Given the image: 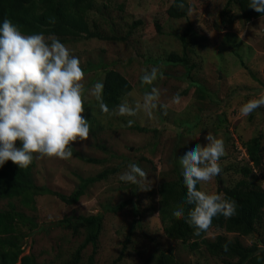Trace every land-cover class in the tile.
Returning <instances> with one entry per match:
<instances>
[{
    "label": "rangeland",
    "instance_id": "1",
    "mask_svg": "<svg viewBox=\"0 0 264 264\" xmlns=\"http://www.w3.org/2000/svg\"><path fill=\"white\" fill-rule=\"evenodd\" d=\"M97 1L99 5L108 4V0ZM187 1L190 7L196 6L197 11L188 14L196 32L190 40L196 44L190 46L191 60L188 61L195 65L194 70H190L192 81L184 76L185 69L179 64L144 63L149 56L162 59L181 50L176 36L184 30L186 20L168 17L166 9L172 0H111V6L93 11L99 18V33L125 37L132 31L126 41L62 40L72 54L80 58L85 71L86 107L82 115L90 120L91 131L87 140L71 142L73 158L36 159L35 181L37 185L69 194L79 183V177L95 176L105 169H116V172L91 185L73 206L65 205L55 196L37 197L35 211L23 210L34 217L36 224L31 231L24 229L28 232L21 240L24 254L34 253L39 263L52 261L58 250L62 254L58 263L70 258L83 237H74L70 230L56 223L65 216L103 213L96 248L87 246L82 251L80 264H88L93 254L94 264H144L147 257H156L161 250L172 253L178 262L221 264L203 250L193 252L166 237L158 213L156 191L161 182L180 172L178 156L182 148L197 142L206 144L208 132L224 140L225 155L220 159L221 175L199 182L200 190L208 194L222 192L243 178L242 173L234 171V167L238 169L247 164L242 141L259 133L264 138V107L248 116L240 113V106L247 100L264 95V16L243 22L234 9L231 15L236 18L228 22L227 16L220 17L227 0ZM120 4H123L122 10L112 9L113 5ZM134 21L141 23L131 28ZM154 66L160 68L163 78L152 84L142 82L140 77ZM106 68L116 70L132 85L131 92L122 102L142 103L144 94L155 86L160 89L158 107L151 111L141 109L135 117L101 115L96 97L87 90L103 79ZM200 84L210 97H200L201 93L196 92L195 85ZM177 93L179 100L174 99ZM130 119L134 122L128 125ZM134 126L145 131H137ZM192 127L194 130L190 131ZM179 135L181 139H178ZM15 143L21 146L20 141ZM85 158L101 159L103 163H90ZM133 161L153 181L149 190L143 191V185H131L119 179V174ZM247 180L264 188V170L261 173L254 171ZM122 203L126 204L119 207ZM109 207H118L117 212L109 211ZM0 208H7L6 201H0ZM137 220L141 225L135 227ZM216 234L215 230H208L206 236L212 239ZM258 240L264 242V214L261 223L256 225V234L240 237L246 246ZM123 246L125 250H122Z\"/></svg>",
    "mask_w": 264,
    "mask_h": 264
},
{
    "label": "trees",
    "instance_id": "2",
    "mask_svg": "<svg viewBox=\"0 0 264 264\" xmlns=\"http://www.w3.org/2000/svg\"><path fill=\"white\" fill-rule=\"evenodd\" d=\"M177 2L172 0L166 9V13L172 19L186 20L184 30L176 36L181 45L180 52L171 53L162 59H154L149 56L144 63L179 64L185 69L184 76L191 80L190 70H194L195 65L188 64V61L191 60L189 57L190 52H192L190 46L196 44L190 42L195 31L188 20L187 8L190 7L188 1L184 0V9L177 7ZM109 4L111 6V0H108V4L103 3L101 5L97 0H0V21L9 18L19 27L22 34L43 33L46 37L54 34L61 41L89 38L126 41L132 31L127 32L125 37L116 35L108 37L98 31L99 18L93 11H98L101 7H109ZM249 5L250 0H227L220 12V17L227 16L228 22L232 21L233 18H236L235 15H231V11L234 9L239 12L237 16L243 22H250L264 16V13L256 12ZM114 8L122 10L123 4L117 7L113 5L112 9ZM140 23V21H134L131 28H136ZM156 28L160 31L158 24H156ZM235 44L232 46H236ZM235 55L238 54L235 52ZM103 75V99L111 110L116 108L131 92L132 85L114 69L106 68ZM195 86L196 92L201 93L200 97H210L203 85ZM99 113L107 115L101 113L100 109ZM194 127L189 128V130L193 131ZM134 129L145 131L139 126H134ZM178 139H181L180 135ZM263 139V134L259 133L246 141H242L241 144L247 156V164L238 167V169L234 167V171L242 173L243 178L238 180L234 186L225 187L222 190V193H225L227 197L237 201V214L232 217L222 215L214 217L213 223L208 229L217 232L212 239H208L206 236L208 230L196 235L195 228L186 222L184 217H176L170 211L171 207L181 201V198L186 194L187 189L182 181L181 172H177L174 178L160 183L156 191L159 196L158 213L163 225V232L168 239L178 241L193 252L203 250L210 257L220 260L221 264H264L263 241L258 240L250 246H246L240 241V237L256 234V225L261 223L264 214V188L247 180V177L252 175L254 171L261 173L264 170ZM85 161L94 164L103 163V160L96 158H85ZM35 167L36 159L34 158L27 168H19L12 161H7L0 168V201H6L7 206L5 209L0 208V264H80L82 251L89 245L93 249L96 248L102 230L103 213L88 216H65L57 222V226L70 230L74 237L82 236L83 240L71 253L70 258L58 263V259L62 256L61 250H58L52 261L39 263L34 253L24 254L21 240L25 233H28L24 232V229L29 228L27 231H31L36 228V224L33 220L34 217L25 214L23 210L35 211L36 198L41 195L55 196L65 205L73 206L80 201L91 185L106 179L109 174L115 173L116 169H105L97 175L87 178L79 177V183L75 189L69 194H62L46 185H37L34 178ZM197 188L200 190L199 183ZM125 204L122 203L119 207ZM184 206L187 214L191 206ZM117 209L118 207L108 208L111 212H117ZM134 223L135 227L141 225L139 220ZM228 234L233 236L229 238ZM129 239L130 236L126 240L129 241ZM125 246L122 250H125ZM93 255L89 257L88 264H94ZM144 264L188 263L178 262L172 253L167 254V250H161L156 257L154 255L147 257Z\"/></svg>",
    "mask_w": 264,
    "mask_h": 264
},
{
    "label": "clouds",
    "instance_id": "3",
    "mask_svg": "<svg viewBox=\"0 0 264 264\" xmlns=\"http://www.w3.org/2000/svg\"><path fill=\"white\" fill-rule=\"evenodd\" d=\"M177 7L184 9V0H178ZM249 7L264 13V0H250ZM187 12L189 15L197 12L196 6L188 7ZM163 75L154 66L140 79L152 84ZM84 79L80 58L54 34L25 35L9 18L0 21V168L7 161L27 168L34 158H73L71 142L87 140L91 131L90 120L82 115L86 98ZM87 91L96 97L101 113L109 117H135L141 109H156L160 99V89L153 86L144 94L142 103L124 101L110 110L103 99L102 80ZM179 98L177 93L174 99ZM261 107H264V95L247 100L240 106V113L248 116ZM133 122L130 119L127 123ZM205 140L204 145L199 142L185 145L179 153L181 177L187 190L181 201L170 209L174 216L184 217L195 228L196 235L208 230L214 217H232L238 209L237 201L225 193L208 194L197 188L199 182L212 180L222 173L220 159L225 155L224 140L210 132ZM148 176L133 161L119 174V179L131 185H143V191H147L153 184ZM184 205L191 206L187 214Z\"/></svg>",
    "mask_w": 264,
    "mask_h": 264
}]
</instances>
